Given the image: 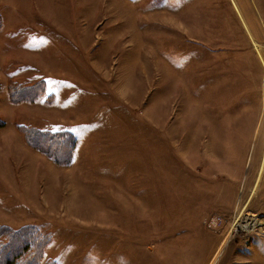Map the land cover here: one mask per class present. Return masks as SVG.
Returning a JSON list of instances; mask_svg holds the SVG:
<instances>
[{
	"label": "rangeland",
	"instance_id": "1",
	"mask_svg": "<svg viewBox=\"0 0 264 264\" xmlns=\"http://www.w3.org/2000/svg\"><path fill=\"white\" fill-rule=\"evenodd\" d=\"M259 30L264 0H0L14 264H264Z\"/></svg>",
	"mask_w": 264,
	"mask_h": 264
},
{
	"label": "trees",
	"instance_id": "2",
	"mask_svg": "<svg viewBox=\"0 0 264 264\" xmlns=\"http://www.w3.org/2000/svg\"><path fill=\"white\" fill-rule=\"evenodd\" d=\"M16 95H18L16 93ZM20 97V94L18 95ZM29 98V97H26ZM12 99H14V94L12 93ZM70 139H73V136H70ZM28 143L36 148H40L44 150L48 155L53 156L56 161L58 162H69L71 159L70 152H67L66 154L62 152L64 149L60 152V141L56 140L55 136H47L42 134H37L32 137H27ZM62 143L66 144L64 141V138L62 139ZM0 232L1 229H0ZM5 236V234H3ZM21 247V240L13 238L11 235H6V237L0 238V259L3 264H14V261L16 259H19L22 256V249ZM20 250V252H19ZM29 264H32L33 261H27ZM23 263V262H22ZM21 264V263H20ZM25 264V262H24ZM36 264V263H35Z\"/></svg>",
	"mask_w": 264,
	"mask_h": 264
},
{
	"label": "crops",
	"instance_id": "3",
	"mask_svg": "<svg viewBox=\"0 0 264 264\" xmlns=\"http://www.w3.org/2000/svg\"><path fill=\"white\" fill-rule=\"evenodd\" d=\"M246 9L248 10V12L251 14V18H252V21L253 23L255 22L256 18L258 19V15H257V12H256V9L254 8V6L252 5L251 1L248 2L247 6H246ZM255 25V23H254ZM256 26V25H255ZM259 31H263L264 30H259ZM258 42V41H257ZM253 43V48H254V43L255 41L253 40L252 41ZM258 44L260 45V43L258 42ZM255 49V48H254ZM259 57V56H258ZM259 59L261 60V58L259 57ZM261 65H262V60H261ZM256 77V79H259L261 76H264V73H259L258 75H254ZM260 92V91H259Z\"/></svg>",
	"mask_w": 264,
	"mask_h": 264
}]
</instances>
